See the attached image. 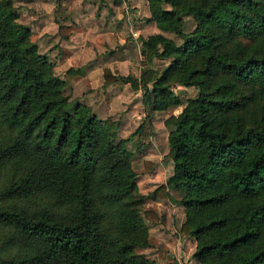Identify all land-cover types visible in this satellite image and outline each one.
<instances>
[{
	"label": "trees",
	"instance_id": "obj_1",
	"mask_svg": "<svg viewBox=\"0 0 264 264\" xmlns=\"http://www.w3.org/2000/svg\"><path fill=\"white\" fill-rule=\"evenodd\" d=\"M148 2L156 26L183 38L146 39L148 53L172 57L146 99L153 110L180 104L164 82L174 73L197 87L164 119L173 169L154 196L179 191L181 230L201 264H264V0ZM183 12L195 20L189 32ZM15 18L0 0V264H155L137 251L150 244L144 217L158 215L140 212L128 137L87 105L68 110L63 80ZM246 103L260 111L250 122Z\"/></svg>",
	"mask_w": 264,
	"mask_h": 264
},
{
	"label": "rangeland",
	"instance_id": "obj_2",
	"mask_svg": "<svg viewBox=\"0 0 264 264\" xmlns=\"http://www.w3.org/2000/svg\"><path fill=\"white\" fill-rule=\"evenodd\" d=\"M16 13L15 21L30 30L28 41L37 52L46 55L54 74L63 80L62 93L68 98V110L78 105L91 108L100 118L118 121V138L128 137L127 147L133 151V168L138 172L139 209H152L158 215L148 225L149 246L139 247L155 264H201L193 255L196 239L185 234V221L180 193L169 187V197H155L153 190L172 173L173 161L166 155L167 135L172 125L164 119L178 114L187 100L197 93L194 85L186 86L168 75L165 83L181 99L178 105L165 110H153L146 99L152 82L163 74L172 57L161 58L157 52L148 53V36L162 33L176 43L183 36L158 28L152 20L148 0H10ZM166 8L168 2H162ZM182 29L189 32L195 26L190 13H182ZM246 41V40H244ZM248 42V41H246ZM73 68L75 71H68ZM109 69L117 76H131L140 81L139 88L119 79L106 80ZM253 105L242 108L246 122L255 117ZM145 160L151 164L146 165Z\"/></svg>",
	"mask_w": 264,
	"mask_h": 264
}]
</instances>
